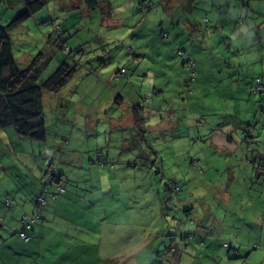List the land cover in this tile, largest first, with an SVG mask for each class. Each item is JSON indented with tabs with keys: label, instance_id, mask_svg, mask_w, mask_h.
<instances>
[{
	"label": "rangeland",
	"instance_id": "obj_1",
	"mask_svg": "<svg viewBox=\"0 0 264 264\" xmlns=\"http://www.w3.org/2000/svg\"><path fill=\"white\" fill-rule=\"evenodd\" d=\"M110 1L112 12L124 9L121 12L124 17L147 13L141 26L158 27L161 29L159 33L165 27L173 31L174 25L185 23L188 18L191 26L195 24L199 28L193 37L195 43L205 41L211 56L215 55L218 59L214 60L218 71L225 69V49L233 45L235 37L230 35L232 31L264 18V12H259L264 9V0H255L252 9L251 6L247 8L245 0H231L243 7L244 13L233 12V8L229 11L230 3L226 0H149L146 5H139L138 0ZM24 7L23 0H0V23L8 22ZM212 10L219 16L213 18ZM51 19L53 22L47 21ZM101 24V13L89 11L80 0H44L39 11L9 29L13 54L21 66H26L31 58L29 55L38 51L43 50L47 56L59 45V33L65 39L64 44L74 45L78 66L72 78L56 93L43 88L47 140L22 134L12 123L0 128V209L7 212V206L3 204L7 196L17 203L22 196L32 195L40 189L38 167L43 157H47L50 161H57L61 183L66 187L68 196L54 204V211L59 207L61 209L52 221L45 222L46 228L41 229L44 233L38 244V250L40 248L43 252L41 260L69 264L66 253H74L73 244L77 242L83 248L94 247L97 257L86 256L87 263L93 260V264H225V250L238 253L236 234L229 232L226 234L234 235L225 237V217L231 218L232 213L237 211L234 205L237 195L228 194L236 189L235 182L231 184V191L226 192L225 189V157L213 161L222 156V146L202 140L201 125L194 120L189 123L180 121V124L171 126L191 132L174 141L169 137L177 132L175 129L160 131L157 127L153 131H142L140 124L133 122L130 115L133 107L110 101L117 94L116 86L122 88L124 73L115 78L113 67L118 62L107 61L101 65L95 57L87 59L86 53L90 47L120 45V37L124 33L119 25L108 27ZM230 39L233 41L230 42ZM128 45L134 52L135 44ZM185 46L188 48V45ZM99 52L96 49V53ZM55 53L59 56L62 50L58 49ZM23 56L27 61L23 62ZM172 57L175 63L179 62L176 55ZM191 59L195 60L194 70H197L196 58L191 56ZM42 60L46 76L52 72L54 63L52 59ZM92 65L97 73L89 72ZM215 73L211 70L210 76L218 81L220 74ZM190 78L191 74L182 96L192 92L191 82L195 75L189 81ZM197 95L199 97L202 93L197 92ZM212 95L215 96L209 91L208 96L212 98ZM197 108L200 113H208L207 108ZM245 128L253 132L254 125L247 124ZM194 141L195 145L191 146L190 142ZM34 157L37 163L32 161ZM169 181L178 185L173 192L168 190V195L172 193L171 207L164 202V188ZM239 185L244 186V183ZM62 195L59 194V197ZM238 196L244 201V193H238ZM252 197L249 195V199ZM255 205L254 200H250L246 207L252 209ZM184 207L190 208L191 213ZM205 222L206 229H224L216 237H225L221 239L225 248L219 250L217 260L210 262L197 258L198 253L194 249L198 246L195 240H199V235L191 239L195 234L187 232V229L196 230L198 223L202 225ZM11 228H15V222L4 220L0 225V234L9 236ZM251 235L256 236L254 231ZM169 244L175 248L168 249ZM86 251V254L95 252L91 249ZM180 252L184 254L180 256ZM9 253L12 252L9 250ZM35 253L38 254V251ZM15 254L16 257L22 255Z\"/></svg>",
	"mask_w": 264,
	"mask_h": 264
},
{
	"label": "crops",
	"instance_id": "obj_2",
	"mask_svg": "<svg viewBox=\"0 0 264 264\" xmlns=\"http://www.w3.org/2000/svg\"><path fill=\"white\" fill-rule=\"evenodd\" d=\"M226 1L230 3L229 11L233 8V12L244 13V8H241L240 5L234 4L231 0ZM245 1L247 8L248 6L249 8L251 6V9L254 8L255 0ZM257 9H259L258 5ZM112 11L113 9L110 8L109 11L104 12V15L101 16V25L106 24L108 27L119 25L120 29L123 28L124 34L120 37L122 39L119 42L120 45H100L89 48V53H93L91 55L101 65L106 64L107 61L118 62L113 67V76L116 69L123 65L127 66L123 74V79H125L122 88L116 86L117 94L110 101L118 105L128 104L129 107H133L130 115L133 122L136 121L140 124L142 131L149 129L153 131L157 127L160 131H165L175 123L180 124V121L189 123L194 120L201 125L202 134L200 133V138L202 140L216 144V146H222V156L213 161H220L225 157V173H227L224 182L225 189L226 192L231 191L233 189L231 184L235 182L236 189L234 192H228V194L237 195L234 202L237 211L232 213L231 218L225 217V237L234 235L226 234L229 232L236 234L235 246L238 253L233 254L225 250V264H264V111H261V108L264 107V90L260 92L253 90L255 79L259 76H261L264 84V18L251 21L248 25L242 26L240 30L232 31L230 35L235 37H233L234 41L230 39V42L233 41V45H228L225 49V60L223 59L225 69L218 71L214 63V60L218 59L215 55L211 56L210 48L205 41H201L199 44L195 43L196 40L193 37L199 28L195 24L191 26V21L189 22L188 18H186L185 23L174 25L173 31H169L170 27L162 28V31H168V34L163 35L162 31L159 33L161 29L158 27H149L148 24L141 26V21L147 16V13H139L135 17L133 14L124 17L121 14L123 9L118 10V12ZM259 12H264V9ZM211 13L213 18L216 15L219 16L215 10H212ZM122 17L124 20L120 24ZM123 43L127 45H122ZM128 43L135 44L134 52L129 51ZM185 45H188V48ZM68 46L74 47V45ZM58 49L60 47L56 45L51 52H48L54 63V68L65 56L63 51L59 56L55 55V51ZM96 49L100 52L96 53ZM91 50L94 51L91 52ZM102 50L104 52L101 54ZM170 52L172 53L170 54ZM83 53L85 52L83 51ZM175 55L179 62L175 63V59L172 57ZM29 56L32 58V55ZM191 56L196 58L198 64L197 70L193 69V72L187 67V59ZM76 57L77 55L74 56V60ZM21 59L23 62L27 61L24 56ZM91 67H93L91 68L92 71L97 73L96 68L93 65ZM211 70H215L216 75L217 73L220 74V78L217 77L218 81L212 80ZM192 73L195 75L194 81L191 82L192 92L182 96V91L188 85L187 79ZM261 78L258 81H261ZM80 82L84 83L83 80ZM209 91L215 94V96L212 95L213 99L208 96ZM197 92H201L202 95L198 97ZM178 100L184 102L180 103ZM197 107H201V110L207 108L208 113H200ZM185 118H187L186 121ZM45 124L47 127L46 120ZM247 124L254 125L250 141L243 139L242 136ZM171 129L177 131L175 136L169 137L172 141L191 133L186 128H178V126ZM190 144L191 146L195 145V141L190 142ZM4 153L5 151L2 154L4 155ZM42 160V164L38 165L41 170H44L52 160L50 161L47 157H43ZM32 161L37 163V158L34 157ZM240 165L242 166L241 169L238 168ZM241 183H244V186L239 185ZM164 191L166 197L168 195L167 183ZM42 192L45 191L42 190ZM62 193L63 195L59 197V194ZM66 193L67 190L65 189V191L59 192L55 196L56 198L47 197V204L40 210L41 218L33 224L30 230V238L23 240L17 235L14 236L13 228L10 230L9 237L0 236L2 237L0 264H20L23 261V264L33 262L35 264H53L55 262L54 260L50 262L41 260L43 252L40 248L38 250V244L44 236L41 229L45 222L49 219L52 221L56 212L61 209L59 207L54 211V204L62 202V199L68 196ZM238 193H244V201L239 198ZM249 195L254 198L249 199ZM229 200L232 204L231 199ZM250 200H254L256 204L252 209L246 207ZM33 202L34 193L25 197L22 196V199L18 200L17 203L15 200L12 205H7V212L0 209V225L6 219L13 220L17 228L18 217L23 212L32 211ZM3 204L6 206L5 199H3ZM14 204L15 207L12 208ZM218 217L222 218L220 215ZM192 224L194 225V222ZM205 224L206 222L202 225L198 223L196 230L189 228L187 232L191 231L195 234L191 239H195L196 235H202L201 241L200 239L195 240L198 246L194 251L198 253L197 258L208 259L210 262L212 259L217 260L216 255L220 254L219 250L225 248L221 241L225 237H216L222 234L224 229L219 230L213 227L206 229ZM251 231L255 232V237L251 235ZM72 235L70 236L74 238L75 235ZM72 241L74 239L70 240V242ZM74 243L73 245H77L73 246L75 248L74 253H66V257H69V264H93V260L87 263L86 256L93 257L92 259L97 257L94 247L89 246L87 249L80 247L76 244L77 242ZM186 248H184L185 251H187ZM89 249L95 252L86 254V250ZM9 250L13 254L9 253ZM36 251L38 254L35 253ZM15 253L22 255L16 257ZM183 254L180 252V256ZM45 256L49 257L46 254ZM207 263L204 262L203 264Z\"/></svg>",
	"mask_w": 264,
	"mask_h": 264
},
{
	"label": "trees",
	"instance_id": "obj_3",
	"mask_svg": "<svg viewBox=\"0 0 264 264\" xmlns=\"http://www.w3.org/2000/svg\"><path fill=\"white\" fill-rule=\"evenodd\" d=\"M23 1L25 2V7L20 12H18L8 22L0 23V127H5L7 123H12L14 124L18 132L25 134L33 139L44 140L47 138V127L44 119V107L42 98L43 88L50 91H58L61 86H65L66 82L70 78H72L74 73L77 71L78 63L74 60L75 54L73 52V48H70L67 44H64L65 39L63 38L61 33H59V45L57 46L60 47L62 51H64L65 56L59 62V64L56 65L52 72H50L46 76L43 74L45 62H42V59L46 61H51L52 59L49 54L45 56V52L43 50L33 54L32 58L29 60L26 66H21L19 64L18 60L13 54L12 39L9 34V29L20 24L25 18L29 17L33 13L39 11L44 4V0ZM138 1L139 5H146L147 1L149 0ZM80 2L86 5L88 10L91 12L99 11L101 13V16L104 15V12L106 10L109 11V9L112 8V2L110 0H80ZM47 21L53 22L52 19ZM42 23L50 24L49 22ZM62 31L64 30L62 29ZM128 49L131 52L129 45ZM91 54L92 53L89 52L86 53L87 59L90 60V58L93 57ZM126 68L127 66L123 65L120 68L116 69L114 72V77L117 78V75L119 73H124L126 71ZM193 69L194 67L191 69V72H193ZM92 70L93 69H90L89 71L93 72ZM192 78H194L193 73L191 74V78L189 79V81L192 80ZM259 78H261V76H259ZM259 82L261 83L262 88L255 89V86L259 84ZM263 89L264 84L262 78L261 81L255 79L253 90L260 92ZM252 134L253 132L246 128L245 133L242 134L243 139H252ZM58 171L57 161L49 162L44 170H41L40 167H38V172L40 173V175L37 176L38 187H40L39 191L41 190L40 193H43L46 199L50 196L56 198L55 196L59 192H63L66 189V187L61 183L62 177L61 173H59ZM175 185V181H170L167 189H170L169 191L173 192V190H176L178 188V185ZM60 186H63L64 190H60ZM42 190L45 192H42ZM39 191L34 193L33 210L29 212H23L18 217L19 224L17 228H13V235H17L23 240L30 238V230L32 229L33 224L41 218V208L47 204V200L46 203H40L39 199L37 198V194H40ZM171 194L167 195L164 199L167 207H171V205L167 203L168 200H170L173 205ZM7 200L10 203H7ZM14 202L15 200L13 198H5L6 206H10ZM184 210L188 211V213H191L190 208L184 207ZM27 214H30L32 216H36V214L38 215L34 220L30 222V225L28 227H26V225L24 226L23 222L25 219V215ZM22 228L26 229L28 234L27 237L21 236L20 230ZM0 236L3 235L0 234ZM199 239L200 241L203 239L202 235L199 236ZM173 248L175 247L172 244L168 245V249L172 250Z\"/></svg>",
	"mask_w": 264,
	"mask_h": 264
},
{
	"label": "built area",
	"instance_id": "obj_4",
	"mask_svg": "<svg viewBox=\"0 0 264 264\" xmlns=\"http://www.w3.org/2000/svg\"><path fill=\"white\" fill-rule=\"evenodd\" d=\"M166 33H167V32L165 31L164 34H166ZM179 51H182V49H179ZM194 65H195V61H194L193 59H189V60L187 61V67H188V68L192 69V68L194 67ZM259 79H260V78L258 77L257 80H259ZM256 88H257V89H261V88H262V85H261L260 82H259V84H257V85L255 86V89H256ZM59 189H60V190H64V187H63V186H60ZM54 196H55V194H54ZM37 198L39 199L40 203H46V198H45V196H44L43 193L38 194V195H37ZM7 203H10V202L7 200ZM167 203H168L169 205H172V203H171L170 200H168ZM37 216H38L37 214H36V216H35V215L32 216V215H30V214L25 215V219H24V221H23V222H24V226L26 225V227H28V226L30 225V222H31L32 220H34L35 217H37ZM20 234H21V236H23V237H27V236H28L26 229H23V228L20 230Z\"/></svg>",
	"mask_w": 264,
	"mask_h": 264
},
{
	"label": "clouds",
	"instance_id": "obj_5",
	"mask_svg": "<svg viewBox=\"0 0 264 264\" xmlns=\"http://www.w3.org/2000/svg\"><path fill=\"white\" fill-rule=\"evenodd\" d=\"M165 31L167 32L166 34H168V31H167V30H164V31H162V32H163V35H166V34H164ZM189 59H191V58H188L187 61H188ZM193 60H194V59H193ZM194 61H195V60H194ZM194 67H195V65H194ZM189 69H190V68H189ZM103 162H104V160H103Z\"/></svg>",
	"mask_w": 264,
	"mask_h": 264
}]
</instances>
